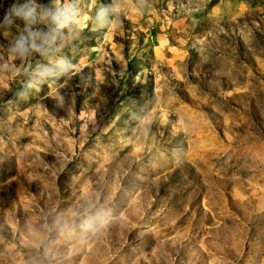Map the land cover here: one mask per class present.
Listing matches in <instances>:
<instances>
[{"label": "rangeland", "instance_id": "rangeland-1", "mask_svg": "<svg viewBox=\"0 0 264 264\" xmlns=\"http://www.w3.org/2000/svg\"><path fill=\"white\" fill-rule=\"evenodd\" d=\"M0 264H264V0H0Z\"/></svg>", "mask_w": 264, "mask_h": 264}]
</instances>
